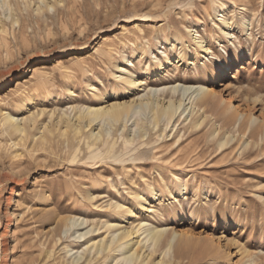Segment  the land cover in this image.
Returning <instances> with one entry per match:
<instances>
[{
	"label": "rangeland",
	"instance_id": "1",
	"mask_svg": "<svg viewBox=\"0 0 264 264\" xmlns=\"http://www.w3.org/2000/svg\"><path fill=\"white\" fill-rule=\"evenodd\" d=\"M0 18L5 22L0 93L26 83L23 101L7 100L9 110L19 118L35 111L23 138L7 132L0 117V264H69L64 248L78 245L70 243L72 237L65 239L77 229L68 231L65 219L93 215L96 230L87 236L98 240L109 238L115 227L130 228L151 216L157 226L184 231L183 243L189 245L171 264H264V0H62L52 6L43 0H0ZM244 20L249 27L242 26ZM193 32L207 37L212 53L194 43ZM174 38L181 45L173 57L182 50L187 66L155 69L149 83L154 88L200 83L213 91L209 118L200 128L178 119L162 133L149 124L144 140L149 135L152 140L140 146L133 120L126 129L107 126L121 154L113 158L100 152L83 160V154L73 156L58 131L40 138L44 125L56 121L54 109L128 100L130 93L118 92L120 68L152 73L166 53L172 55L165 42ZM215 61L220 71L206 76ZM41 63L48 71L34 75ZM239 111L258 120L251 125L248 118H237ZM150 115L144 110L139 117ZM215 124L221 126L219 136H212ZM225 133L234 138L220 147ZM128 134H136L134 144ZM69 137L75 139L73 133ZM247 139L254 141L246 147ZM190 150L191 163L173 166ZM132 209L142 210L132 215ZM106 220L116 226L109 228ZM130 238L141 240L137 233ZM144 245L137 247L147 255Z\"/></svg>",
	"mask_w": 264,
	"mask_h": 264
},
{
	"label": "bare ground",
	"instance_id": "2",
	"mask_svg": "<svg viewBox=\"0 0 264 264\" xmlns=\"http://www.w3.org/2000/svg\"><path fill=\"white\" fill-rule=\"evenodd\" d=\"M61 1L62 0H50V2L48 1L49 3H47L46 0H43L46 5L50 6H52L55 2ZM42 8L43 6L40 4L37 10H41ZM222 21L229 24V22L224 19ZM214 23L216 24V22ZM4 25L5 22L2 18H0V29H4ZM249 25L250 23L248 20H244L242 22V26L244 28L249 27ZM227 29H229V27H227ZM188 31L192 32L193 30L189 29ZM222 31L230 39L234 37V34L229 30L223 29ZM191 35L197 46H200V48L204 49L208 54L212 53L210 47L208 46L207 37L200 36L194 32ZM180 45L181 41L178 38H174L170 42H165L167 50H169L172 55L166 53L165 59L161 62V64L154 66L152 73L147 72L145 76L133 73L127 68V66H122L120 68L119 80L123 84V87L119 88L118 92L122 93L123 96L127 92L130 93L131 97L129 96L128 100L125 99L124 96L122 98L115 99V101L112 102L110 100H104L103 102L95 105L82 103L77 106L71 104L69 108L64 110L54 109L52 114H55L56 111H58L56 121L53 125H44L41 130L40 138L45 141L47 139V133L53 134L55 131H58V136L66 138L68 142L67 146L69 149L74 150L75 153L73 156L77 154H79L78 156H81L83 154L84 156L80 157V159L83 160L84 158H90L89 155L91 154L96 156L100 152L113 158L121 154V151L116 146L115 138L108 136L109 131L106 129L107 126H109V128H118L122 125L123 128L126 129L130 121L133 120L132 126L134 124L136 127L134 130L138 129L139 131L138 138L140 139V144L138 145L140 146L150 144L152 140L150 135L146 140H144L145 136L150 131L149 124L152 125L151 130L158 128L162 130V133L167 129L169 123H172V121L175 123L178 119V122L180 120H188L192 127L200 128L207 118H209L207 109L210 106V100L214 94L213 91L209 90L208 87L200 83L178 84L175 86H164L163 88H154L150 86L149 83L150 80H154L156 78L155 75L158 71L155 69L159 68L162 70L163 68H168L171 63L177 65L182 63V65L187 66L186 54L182 50L176 57H173V51L178 49ZM193 65L197 70L200 69L198 61L195 60ZM47 71L48 65L46 63H41L35 66L34 75H41L40 73H46ZM219 71V64L215 61L211 66L206 68L205 75L215 76ZM44 81L46 82V80ZM44 81L42 84L40 83L42 86L46 85ZM26 88H28L26 83L20 81L17 82L16 87L12 88V90L0 93L1 121L6 126L7 132L19 133L21 138L27 134L28 128L30 127L28 122L34 121L35 111L28 110L26 115L19 118L9 110L10 106H8L7 100H14L13 98H16L17 102H20L21 100L23 101L21 96L25 93ZM137 89H142V93L137 92ZM115 93L116 91H113L107 93V95L112 96ZM29 95L30 98L34 100L36 97L35 90L29 93ZM69 109H71V112H68ZM41 110L43 113L45 109L42 108ZM144 110H148L151 114L147 119L139 117L141 111ZM72 113L75 117L74 121L73 118H71ZM239 117H241V119L248 118L247 113L243 111H239L237 113V118ZM257 120L258 117L248 118V122H250L251 125ZM161 122L163 123L162 128ZM238 129L240 130L239 132L243 133V135L246 134V128L243 127L242 124H240ZM220 132L221 126L215 124L212 136H219ZM70 133H73L75 137L73 141L70 140ZM162 133H159L158 136L162 135ZM233 138L234 134L230 135V133H225L218 141L219 146L223 147L227 145ZM128 139L129 142L134 144L135 141H137L136 134H134L133 137L128 134ZM75 140H78V142H75ZM253 141L254 140L248 141L247 139L243 140V143H245V146L247 147L251 145ZM133 144V149L137 151ZM191 154L192 151L190 150L184 157V160L178 159L173 166L177 163L184 164V161H188V164L191 163L189 159ZM138 156L140 157V155ZM199 158L200 156L198 159ZM88 199L92 201L95 199V196L90 194ZM144 204H140L143 209L146 206ZM120 205L121 204L119 202H116L115 204L117 207ZM140 210L132 209L130 213L132 215H136ZM150 211H152V209ZM151 218L152 219H150V221L141 219L138 224H131L132 226L130 228L121 229L115 227V230L111 231V236L109 238L104 236L100 240L93 238V236H87L91 233V231L96 230L94 229L96 224H93L94 221L97 220L96 215L91 217L74 216L66 218L65 220L67 221L68 231L72 228L77 229V231L68 235L65 241H69V237H72V239H70V243L78 245V248H69V246L65 247V256L63 258L66 259L71 256V259L68 261L69 264H95L100 260H103L104 262L108 261L110 257L113 260L109 263L107 262L108 264H131L132 262L133 264H171L173 260H177L179 250L184 249L189 245V242L186 245L183 243L187 233L175 229L169 230V228L163 226H157L152 221L156 220V218L152 216ZM87 223L89 224L86 225ZM105 224L109 228L116 226L110 220H106ZM90 225H92V227H89ZM84 228L85 230L79 231V229ZM134 233L138 234V237L141 238L140 241H131L130 237ZM62 239L63 238L60 236L58 241ZM143 241L145 242L146 247L150 250L147 255H145V252L141 253V248L139 249V247H137V244H141ZM56 243L57 241L55 244ZM0 251H2L1 247ZM114 251H117V254H114ZM157 252H160L162 255V258L159 260L154 257ZM73 255L74 257H72Z\"/></svg>",
	"mask_w": 264,
	"mask_h": 264
}]
</instances>
